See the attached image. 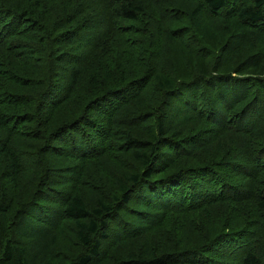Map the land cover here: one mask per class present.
I'll return each mask as SVG.
<instances>
[{
  "label": "trees",
  "instance_id": "16d2710c",
  "mask_svg": "<svg viewBox=\"0 0 264 264\" xmlns=\"http://www.w3.org/2000/svg\"><path fill=\"white\" fill-rule=\"evenodd\" d=\"M100 1L0 0V158L5 161L0 179L11 188L6 195L7 188L3 191L0 185V264H35L33 252L53 249L52 233L64 220L85 250L75 264H101L102 241L109 238L106 228L113 219L123 230L116 235L122 242L152 232L163 242L160 249L132 251L127 261L114 259L112 264H263L264 76L240 77V71L237 76L220 75L214 86L204 82L211 89L206 96L201 89L207 66L166 65L170 52L163 44L183 40L185 31L162 27L171 17L164 20L153 8L143 11L137 0H103L109 8L117 6V16L134 26H116L106 15L101 25L107 36L98 47L109 37H117L119 44L146 45L141 68H133L122 56L107 64L96 50L90 57L81 55L86 46L80 31L101 28L95 11ZM160 1L152 0L154 5ZM203 13L223 17L221 26L230 34L236 26L264 34V0H199L190 14L179 12L174 21L185 22L190 30ZM80 17L85 20L80 22ZM67 19L70 31L57 32ZM219 58H210L212 70L221 69L216 67ZM90 61L99 67L98 73L82 77ZM253 62L264 75V55L255 53ZM245 65L235 66L243 70ZM64 75L70 79L60 82ZM243 85L247 88L240 93ZM28 86L36 90L19 92ZM183 103L189 106L183 108ZM131 105L142 113L131 111ZM192 123L195 127L189 126ZM246 128L250 141L233 136L229 143L219 136L228 129ZM257 136L262 143L256 142ZM15 142L26 145L16 147ZM24 147L27 151L21 153ZM109 149L127 151L139 169L116 172L112 183L117 193L112 196L94 179L97 198L91 210L70 184L48 176L38 183L45 184L44 190L36 188L28 201L15 204V192L31 162L52 167L46 158L51 155L93 163L105 158ZM238 175L241 185L234 180ZM257 186L261 188L253 190ZM44 194L52 197V205ZM35 212L38 217L30 219ZM153 216L167 218L159 226ZM172 216H181V222ZM138 219L141 225L134 223ZM209 219L213 225H204ZM169 223L172 227L166 229ZM188 228L196 231L194 240L182 234Z\"/></svg>",
  "mask_w": 264,
  "mask_h": 264
},
{
  "label": "rangeland",
  "instance_id": "374dc122",
  "mask_svg": "<svg viewBox=\"0 0 264 264\" xmlns=\"http://www.w3.org/2000/svg\"><path fill=\"white\" fill-rule=\"evenodd\" d=\"M163 1V2H161ZM159 5H154L152 0H137V2L140 4V7L144 11L146 8H153L157 14L160 12L164 15V20L168 19L170 20L167 23L162 24V27L168 28L170 30H178L180 27H182V31H185V36L181 37L183 40L177 41V40H168L167 43H164L163 46L166 48V51L168 53L170 52V55H168V58L166 60V65L171 63L173 66L182 64L185 67L193 66L195 64L202 65L203 67H206L207 71V77L203 80V83L205 81H212V85L214 86L215 79L220 75H230V76H237V72H241L240 77H263L264 75H259L258 65L257 62H253L254 54L257 53V55H264V34L259 32H251L250 29H248V32L245 31L246 29L243 27H239L237 29V26L234 28V33L230 34V31L226 29L225 26H221V22L223 17L221 16H209L206 13H203L202 15L198 16L197 18H194V26L190 27V30L183 26L185 22H175V16L179 12H188L189 14L193 11L195 5L198 3L199 0H161ZM115 7H107L106 3L103 2V0L100 1V4L97 5V9L95 10L98 17L97 22L101 26L99 30H92L90 32H84L80 31L79 38L82 41V45L86 46L85 48H82L81 55H94L93 51L96 50L98 53L103 55V58L105 62L108 64V62L111 59H115L117 57H125L126 59H129V63H133L135 65L133 68H141V65L139 63L142 56H144V51L146 50V45H138L137 43H124L119 44L118 38H108L107 41L101 46L98 47V44L100 40L107 36V30L102 27L101 21L106 20V15L109 17V20L116 23L115 25H131L132 27L134 24L131 22L124 21L120 19L117 16V12L115 11ZM71 10H69L70 12ZM159 16V15H158ZM159 18H162L159 16ZM85 19L84 17H80L79 21L83 22ZM112 22L111 25L113 24ZM89 26L91 21L88 20ZM86 24L83 25L85 27ZM71 25L68 24V19L65 20V26L59 28L57 32H69L71 29ZM112 27V26H111ZM114 28V27H112ZM192 30V34L188 35V32ZM146 31V30H145ZM131 35V33H128L125 38H128ZM124 37V33H123ZM113 42L116 43V45L113 44ZM117 47L122 49L121 53H114L112 51V48L116 49ZM169 49V50H168ZM171 49V50H170ZM191 50V52H188V50ZM135 51V52H134ZM180 52L186 55H181ZM69 53H73L72 50H69ZM139 55V57L130 56V55ZM129 55V56H126ZM141 55V57H140ZM213 55H217L219 58V62L216 64V67L221 68L220 70H212V64L211 63V57ZM99 57V55H97ZM245 62V68L243 70H239L235 65L237 63ZM179 67H182L179 65ZM99 67L95 65L92 61L87 63L82 71V77L86 75L88 72H95L98 73ZM214 71H218L215 73ZM38 78V75H37ZM63 78H66L67 81L70 79L69 75H64L60 77V82ZM67 83V82H66ZM65 83V84H66ZM64 86V84H62ZM247 88L246 85L241 86L240 93H244L245 89ZM206 89V90H205ZM36 89L32 86H28L25 89H19V92L23 93H33ZM204 90L206 96H210V88L208 85L204 83V86L201 89ZM79 93V90L74 94L77 95ZM187 93H189L187 91ZM187 98V94L184 96ZM147 100H143V102H146ZM174 104V102H172ZM183 108L189 106L187 103L179 104ZM131 111H134L135 113H142L138 112L134 109V107L131 105ZM146 111V110H145ZM68 112L70 114H73L74 111H71L68 109ZM255 116V115H254ZM253 116V117H254ZM252 119V117H250ZM242 123L245 125H249V120L245 121L242 120ZM189 126L195 127V124L192 123ZM197 127L201 128V124L197 125ZM249 128V127H248ZM248 128L244 130L243 132H236L231 129L226 130V134H220V137L226 136L227 141L229 143L231 138H234L233 136H236L239 138L240 142L243 138H247L248 141H250L252 136L250 135ZM128 131L131 132L134 131V127L126 128ZM138 132V131H137ZM256 142L262 143L260 141V137H256ZM117 143V142H113ZM19 145L23 146L26 145V143H18L15 142V146L19 147ZM216 144L213 146V150H216ZM112 149V148H111ZM109 149L107 152V156L104 158L102 157L96 162L93 163H80V162H71L68 159L62 157L61 159H56L52 157L51 155H46V158L49 160L51 166L45 165L44 168H41V165L43 162H36L37 164L34 165L35 162H31V167L27 168V172L25 175H23L22 182L19 183L18 188L15 192V204L18 205L20 203H24L28 201L31 197V194L36 188L45 189V184L38 185V183H43L45 181V177H56L58 182L64 183L66 185L70 184L72 186V189L78 191L81 196L84 198L88 209L91 210L92 207H94V200L97 198V193L95 190L97 189L96 186H91V182L96 179V185L100 188L102 192L107 194L108 196L115 195L117 193L115 185L112 183V177H114V174L116 172H134L135 170H138L139 167H136V163L132 161L129 154L126 152L123 153V151L120 152H114L112 153V150ZM257 150H260V148H256ZM262 149V148H261ZM24 151H27L24 147L23 150H21V153H26ZM262 151V150H261ZM259 154V153H258ZM257 154V155H258ZM257 155H255L257 157ZM41 159V158H40ZM259 161V159H258ZM82 164V166H80ZM5 161L0 158V175L4 169ZM74 170V172L72 171ZM237 179V183L241 185L239 175L237 178H234V180ZM264 181V175L262 176V180ZM69 182V183H68ZM0 185L3 188V191L6 189L5 194H11V188L9 182L6 180L0 179ZM264 184H262L263 186ZM261 188V186L253 187V190H258ZM46 202L49 205H52V197L48 196L47 194L43 195ZM2 195L0 194V198ZM135 204V202H134ZM136 205V204H135ZM134 205V206H135ZM136 207V206H135ZM251 209V208H250ZM249 210V209H248ZM230 211L227 212L229 214ZM39 212L32 213L30 216V219H34V217H38ZM41 214V213H40ZM34 215V216H33ZM181 216H172V219L176 221V223L181 222V219L178 218ZM167 217L162 216H153L152 220L153 223L156 225H162L164 224ZM213 219V218H212ZM131 220V219H130ZM116 220L110 221L108 224V228H106L107 233L109 234V238L107 240L102 241V263L101 264H112L114 259H120V261H127L129 257V253L132 251L136 252H145L148 250L155 251V249L158 247L159 249L162 247L163 238L160 234L147 233L142 234L141 236L130 239L128 241L122 242L118 238L120 234L122 233V229H118L116 227ZM218 224V221H215ZM235 223L240 222V219L235 220ZM134 223L137 225L140 224V220H134ZM204 225H213L214 222H211V219L207 221H203ZM130 222L126 225H129ZM179 225V224H178ZM177 225V226H178ZM57 229L55 232H53V236L56 241V245L53 246V249H48V252L44 254L43 249L41 250H35L33 253H37L35 256V264H75L77 261V258L80 257V255L85 254L84 248L79 244V242L76 240L72 230H71V224L70 222L64 220L60 224L57 225ZM149 227V226H148ZM172 227V223H169V225L165 226L166 229H169ZM117 228V229H116ZM177 228V227H176ZM182 234L186 236L187 238H191L192 240L195 239L196 231L193 229H184L182 231ZM118 235V236H116ZM261 237L263 238L264 243V232L261 234ZM250 249H253V246L250 243ZM141 253H138L136 255H142ZM259 254L264 255V246L263 249L259 252ZM262 262L264 264V256L262 257Z\"/></svg>",
  "mask_w": 264,
  "mask_h": 264
}]
</instances>
